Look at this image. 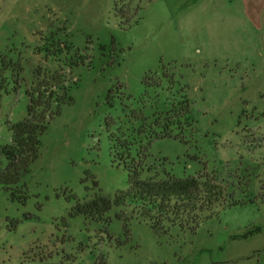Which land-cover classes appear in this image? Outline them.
Returning <instances> with one entry per match:
<instances>
[{
    "label": "rangeland",
    "instance_id": "obj_1",
    "mask_svg": "<svg viewBox=\"0 0 264 264\" xmlns=\"http://www.w3.org/2000/svg\"><path fill=\"white\" fill-rule=\"evenodd\" d=\"M247 1L0 0V145L40 78L71 98L17 199L0 186V264H264V0L253 22ZM137 163L206 175L227 207L194 232L73 215Z\"/></svg>",
    "mask_w": 264,
    "mask_h": 264
},
{
    "label": "trees",
    "instance_id": "obj_2",
    "mask_svg": "<svg viewBox=\"0 0 264 264\" xmlns=\"http://www.w3.org/2000/svg\"><path fill=\"white\" fill-rule=\"evenodd\" d=\"M67 92L60 74L55 73L44 80L40 78L27 91L28 117L9 124L11 143L0 145V186L10 191L13 199H17L16 192L23 177L29 173L31 164L40 157L41 137L48 128V120L60 114L59 110L52 112V106L71 103ZM169 130L168 125L164 126V132L157 138L173 137ZM137 164L125 167L129 172L128 190L117 192L114 198L100 195L90 202L78 204L73 215L101 219L113 208H119L122 211L117 218L125 222L145 220L156 233H165L168 226H179L182 230L194 232L202 223L216 216L218 208L227 207L222 203V189L206 175L177 179L165 172L143 180L144 169Z\"/></svg>",
    "mask_w": 264,
    "mask_h": 264
},
{
    "label": "crops",
    "instance_id": "obj_3",
    "mask_svg": "<svg viewBox=\"0 0 264 264\" xmlns=\"http://www.w3.org/2000/svg\"><path fill=\"white\" fill-rule=\"evenodd\" d=\"M259 3V2H258ZM243 14L245 17H247L250 21H254L255 19L258 18V16L260 17L259 11L257 9V5L255 2L253 1H247L244 4V10H243Z\"/></svg>",
    "mask_w": 264,
    "mask_h": 264
}]
</instances>
